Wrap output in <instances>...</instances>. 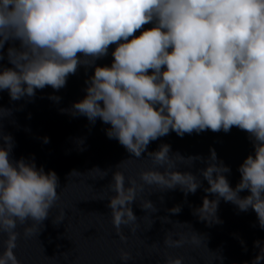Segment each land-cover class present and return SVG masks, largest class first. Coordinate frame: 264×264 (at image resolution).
<instances>
[{"label":"clouds","instance_id":"obj_1","mask_svg":"<svg viewBox=\"0 0 264 264\" xmlns=\"http://www.w3.org/2000/svg\"><path fill=\"white\" fill-rule=\"evenodd\" d=\"M148 24L153 27L135 37ZM9 42L7 60L13 67L0 70V92L8 91L12 101L33 100L48 86L63 89L70 75L95 66L117 45L112 65L95 67L86 81V97L71 110L93 125L98 119L110 125L109 139L135 159L147 152L153 163L139 180L113 173L107 200L117 235L124 238V228L136 233L140 219L132 205L145 187L160 193L179 189L187 198L204 181L209 185L205 193L215 199L206 197L194 210L202 222L222 223L218 210L223 200L240 212L254 211L264 230V0H0V61ZM10 115L0 109V119ZM233 127L249 133L255 149L239 168L242 179L235 189L226 176L231 169L218 160L215 149L207 160L173 154L168 144L148 152L152 142L173 131L183 138L207 130L230 133ZM0 140V244L5 249L0 264H21L15 255L18 228L25 226V239L40 234L59 207L60 179L55 171L37 168L34 157L14 160L11 135L0 134ZM197 161L207 164L199 175L178 168L191 169ZM91 172L101 179L108 175L98 168ZM244 191L251 194L242 198ZM140 207L151 217L159 211L150 199ZM168 211L178 215L182 207ZM65 217L61 212L53 224ZM202 242L197 233L189 239L169 231L164 238L166 249ZM153 247L159 251L158 244ZM165 257L166 264H185L183 257ZM119 259L129 264L133 256L122 249ZM253 264H264V249Z\"/></svg>","mask_w":264,"mask_h":264},{"label":"water","instance_id":"obj_2","mask_svg":"<svg viewBox=\"0 0 264 264\" xmlns=\"http://www.w3.org/2000/svg\"><path fill=\"white\" fill-rule=\"evenodd\" d=\"M152 27V24L145 25L135 37ZM12 46L11 42L5 45V60L0 61V70L13 67L7 60L8 48ZM116 47L111 45L109 55L96 61L95 66L80 67L59 91L48 86L38 90L33 100L20 101H12L8 91L0 92V109L11 111L10 116L0 119V134L14 138L12 158L19 161L34 157L37 168L55 171L60 179L59 207L53 209L52 217L41 226L40 234L25 239V226L18 228L21 237L15 255L21 264H121L119 256L123 249L132 253L133 260L129 264H166L165 253L183 257L185 264H221V261L222 264H253L260 249H264V230L254 211L240 212L232 203L221 200L218 217L222 223L211 226L193 214L196 208L202 207L206 197L215 199L204 191L209 187L207 181L187 198L179 189L160 193L156 188L145 187L137 203L132 205L140 219L136 233L124 228V238L116 234L107 200L112 195L108 185L113 173L122 171L126 177L139 180V173L152 169L153 163L147 152L144 158L135 159L117 140L109 139L106 131L110 125L99 119L93 125L86 117L74 116L71 111L75 103L86 97V81L94 76L95 67L112 65V52ZM52 96L60 97V102L50 99ZM44 138H50V143H44ZM162 144L171 145L173 154L180 153L185 158L199 156L204 160L210 157V150L215 149L218 160L231 169L226 176L233 189L242 179L239 168L255 154L249 133L236 127L230 133L207 130L201 134H185L183 138L173 131L152 142L148 152L158 151ZM206 167L207 164L199 161L191 169L178 165L180 171H191L195 175ZM97 168L108 175L101 179V174L91 172ZM73 172L76 173L72 175ZM250 194L248 191L240 193L242 198ZM146 199L159 209L152 217L140 207ZM176 206H181L182 212L171 215L168 210ZM61 212L66 213L63 223L54 225L53 219ZM162 218L171 223H163ZM151 219L155 223L149 230ZM169 231L184 233L189 239L197 233L203 242L198 246L186 244L182 248L166 249L164 238ZM257 242L260 249L256 247ZM153 244L159 245V251ZM4 250L0 244V253Z\"/></svg>","mask_w":264,"mask_h":264}]
</instances>
